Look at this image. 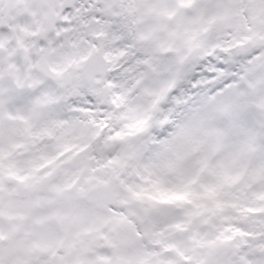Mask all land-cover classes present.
<instances>
[{
    "label": "snow or ice",
    "instance_id": "obj_1",
    "mask_svg": "<svg viewBox=\"0 0 264 264\" xmlns=\"http://www.w3.org/2000/svg\"><path fill=\"white\" fill-rule=\"evenodd\" d=\"M0 264H264V0H0Z\"/></svg>",
    "mask_w": 264,
    "mask_h": 264
}]
</instances>
